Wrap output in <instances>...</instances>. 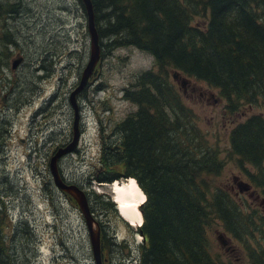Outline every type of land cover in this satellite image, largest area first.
<instances>
[{
	"label": "trees",
	"instance_id": "16d2710c",
	"mask_svg": "<svg viewBox=\"0 0 264 264\" xmlns=\"http://www.w3.org/2000/svg\"><path fill=\"white\" fill-rule=\"evenodd\" d=\"M89 1L101 51L134 47L152 57V66L122 89L135 107L101 138L92 175L99 184L132 177L144 194L141 242L130 264H264V114L254 113L264 109V0ZM16 6L0 0V20ZM12 42L8 29L0 28V69ZM191 80L212 89L208 96L220 105L215 113L196 110L202 98L184 95ZM10 87L1 97L16 103L20 91ZM223 119L231 125L228 158L245 181L238 175L230 181L225 173L228 158L221 155L216 129ZM1 121L9 129L10 120ZM3 145L0 139V155ZM240 182L249 189L240 191ZM93 193L98 211L115 212L108 196L102 202L103 195ZM3 215L0 208V264H23L26 254L5 241ZM224 233L241 256L218 250L217 236ZM113 243V236L99 233L102 264Z\"/></svg>",
	"mask_w": 264,
	"mask_h": 264
},
{
	"label": "rangeland",
	"instance_id": "374dc122",
	"mask_svg": "<svg viewBox=\"0 0 264 264\" xmlns=\"http://www.w3.org/2000/svg\"><path fill=\"white\" fill-rule=\"evenodd\" d=\"M7 1L17 6L14 13L0 20V28L8 29L13 38L7 64L0 69V139L4 141L0 155V208L4 211L5 241L16 254H26L23 264H93L79 209L70 195L53 184L47 165L55 148L72 139L73 110L67 99L88 58L85 13L80 0ZM151 66V55L134 47L100 50L85 89L76 96L79 134H74L75 142L55 155H60L56 167L62 181L83 190L93 217L103 229L100 233L113 236L114 243L104 250L107 264L133 263L141 235L137 226L120 218L115 204V212L97 210L93 192L101 193L102 202H106L107 196L111 200L112 186L109 189V183H97L92 175L101 138L105 139L113 125L135 107L122 98V89L137 73ZM9 85V91H20L16 103L1 97ZM209 92L212 89L191 80L184 95L202 98L203 107L196 106V110L215 113L220 105L208 96ZM24 98L27 102L15 110L14 106ZM259 111L264 114V109L255 107L254 113ZM2 117L10 120L9 129ZM230 127L224 119L216 127L224 159L228 158ZM225 168L230 181L232 175L245 181L232 159L228 158ZM234 189L237 190L235 185ZM244 197L248 198L247 193ZM221 235L222 239L228 237V246L220 245L218 250L228 248L229 258L241 256L234 241L225 233ZM215 236L210 232L211 240Z\"/></svg>",
	"mask_w": 264,
	"mask_h": 264
},
{
	"label": "water",
	"instance_id": "95a60500",
	"mask_svg": "<svg viewBox=\"0 0 264 264\" xmlns=\"http://www.w3.org/2000/svg\"><path fill=\"white\" fill-rule=\"evenodd\" d=\"M80 1L83 5L84 11H85V16H86V29H87L88 36H89V52H88L87 61L81 70L78 85L69 93V96L67 99L70 107L73 110L72 139L69 143H71L72 141L75 142V137H77L79 134V129H78V125H77L78 124V105L76 103L75 93L86 83L88 77L91 75L92 70H93L94 66L96 65V63L99 59V51H100L97 36H96L95 30L93 27V23H92V11H91V6H90V1L89 0H80ZM11 60H12V58H11ZM18 62H19V59H18ZM13 67H14V64L11 61V68H13ZM172 78L175 80H178V82H180L181 85H184V83H185L184 77L177 75L176 72L172 73ZM74 134H75V137H74ZM69 143H66L62 146H58L55 148V150L53 152L54 154L48 160L49 174L51 176V180H52L53 184L59 190L70 195V197L76 203L77 208L79 209V212L83 218L84 227H85L86 232H87V237H88V241H89V247H90V252H91L93 264H102V258L100 256V249H99L100 228H99L98 222L95 220V218L93 217V215L89 209L87 198H86L82 189H80L78 186H76L74 184H68V183H65L64 181H62L61 177L59 176V174L57 172L56 162H57L58 157L60 155L59 156H55V155L60 150L65 149ZM64 153H66V152H64ZM52 159H53V167H52ZM238 187H239L240 191H244V190L249 189V185L244 183V182L238 183ZM69 189L75 190V192L78 194V198H79L81 203L79 201H77L76 198H74L73 195H71L69 193V191H70ZM92 225H94V227ZM90 228H91V230H90ZM220 238H221V240H220ZM217 239L220 241V243L222 245L226 244V242L222 239V235H218Z\"/></svg>",
	"mask_w": 264,
	"mask_h": 264
},
{
	"label": "bare ground",
	"instance_id": "6f19581e",
	"mask_svg": "<svg viewBox=\"0 0 264 264\" xmlns=\"http://www.w3.org/2000/svg\"><path fill=\"white\" fill-rule=\"evenodd\" d=\"M110 186H112V191ZM108 187L110 189L109 192L111 200L116 202H114V204L117 214L121 219L129 223L130 226L138 227L142 221L138 205L144 200V194L136 184L135 180L132 177L121 180H113L109 183ZM69 190V193L80 202L78 194L75 192V190ZM111 192H113L115 200H113V195Z\"/></svg>",
	"mask_w": 264,
	"mask_h": 264
}]
</instances>
